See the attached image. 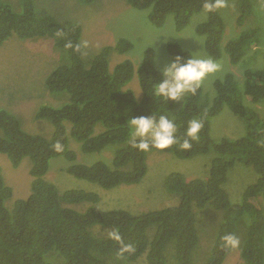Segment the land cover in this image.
<instances>
[{"label":"trees","instance_id":"1","mask_svg":"<svg viewBox=\"0 0 264 264\" xmlns=\"http://www.w3.org/2000/svg\"><path fill=\"white\" fill-rule=\"evenodd\" d=\"M125 1L136 9H148V19L156 27L172 14L177 31L189 23L194 13L203 11L205 2ZM237 5L236 23L241 26L252 12L253 3L237 0ZM219 9L206 12L195 31L203 36L211 59H219L224 50L232 64L244 67L243 84L240 86L232 73H226L213 81L212 96L204 94L200 86L195 94H186L172 114L176 101L156 98L152 92L161 72L155 65L153 48L144 49L136 67L126 58L110 68L111 52L125 53L134 46L129 39L120 38L102 47L86 66L81 59L78 23L63 24L54 15L37 13L33 0H18L17 6L0 0V44L11 36L51 39L60 61L46 75L45 88L54 97L68 95L62 105L43 104L34 113L35 119L52 125L49 137L26 131L14 114L0 109V152L9 157L14 167L24 157L31 161V193L16 199L12 210L5 205L12 197V188L5 184L0 168V264H129L143 256L146 264H193L200 234L199 212L195 209L206 205L221 211V219L204 264H222L230 251L222 237L238 234L241 228L244 234L240 255L244 263L264 264V211L257 200L259 195L264 196V121L242 101L245 96L252 103L264 102V69L246 67L258 54L256 47L264 41V28H244L222 44L225 23ZM167 52L170 59L177 54L192 55L176 42L167 44ZM134 75L139 96L127 86ZM224 106L244 119V135L217 139L210 136V119ZM160 114L174 115L181 143L188 122L202 121L198 138L190 141V148L174 144L144 151L132 146L128 119L141 115L158 118ZM97 124L101 126L99 131L95 129ZM68 135L83 152H100L108 145L116 147L107 162L79 163L75 151L69 148ZM57 143L60 151L54 147ZM149 151L170 153L180 159L211 154L208 174L203 178L186 177L173 170L166 173L163 186L177 196V203L137 213L124 208L103 209L97 205L98 193L83 189L60 192L45 178L49 161L64 156L69 161L67 173L103 189L136 184L147 172ZM235 162L251 166L257 177L244 188L238 202H231L224 184ZM81 203L89 205L84 210L71 207ZM96 228L107 229V233L98 234ZM113 229L119 230L124 243L131 244L134 251L118 255L121 244L108 237Z\"/></svg>","mask_w":264,"mask_h":264},{"label":"rangeland","instance_id":"2","mask_svg":"<svg viewBox=\"0 0 264 264\" xmlns=\"http://www.w3.org/2000/svg\"><path fill=\"white\" fill-rule=\"evenodd\" d=\"M17 6L18 0H8ZM252 12L245 18L243 24L236 23L238 14L237 0H227L220 14L225 23L222 44L235 37L244 28L255 26L264 28V0H251ZM35 10L39 14L54 15L63 24L78 23L81 27L80 41L82 43L81 59L88 66L102 47L113 45L120 38L133 42L134 46L125 53L111 52L108 60L109 67L124 59H130L135 67L141 62L144 49L154 50L155 65L162 69L164 63L170 60L167 44L176 42L192 55L210 58L204 48V38L196 33L195 27L206 17V12L194 13L189 23L180 31L175 29L173 15H167L161 27L152 25L148 19V9H136L125 0H33ZM257 55L252 64L246 67L264 69V41L256 47ZM252 52V51H249ZM213 60V59H212ZM60 61V55L55 52L49 38L20 39L11 36L0 44V109L14 114L21 126L28 132L39 133L49 137L52 125L44 119H35L34 113L43 104L60 106L68 99L66 93L53 96L45 88V77ZM217 71L205 76L201 82L204 94L212 96V83L215 79L232 73L240 86L243 84L244 67L232 64L228 54L223 50L222 56L213 60ZM243 61H241L242 63ZM134 93L139 96L140 87L136 75L130 83ZM66 99H64V95ZM183 100V99H182ZM245 106L254 109L258 117L264 121V102L252 103L248 97L242 99ZM182 101H176L171 110L174 114ZM69 125V124H67ZM97 131L101 130L97 124ZM246 132L245 121L235 115L228 106L210 119V136L237 138ZM69 148L76 153V162L91 164L97 160H104L112 155L115 145H108L100 152H83L80 144L68 135ZM211 154H198L187 159H180L170 153L149 151L147 154V172L139 183L119 185L112 189H103L95 183L79 179L66 172L69 161L64 156L52 158L45 178L56 185L61 192L65 189H83L99 194L103 209L124 208L133 213L156 209L177 203V196L169 193L163 186L164 175L170 171L182 172L186 177H203L208 174ZM107 162V161H106ZM110 163V161L108 162ZM31 161L24 157L17 166H12L9 157L0 152V168L6 185L12 188V197L6 201V207L12 210L16 199L26 198L31 193ZM257 174L251 166L235 162L227 173L224 184L231 202H238L244 188L256 180ZM259 206L264 211V196L257 197ZM88 203L72 205L75 209L84 210ZM199 212L200 234L199 245L193 252V264H204L208 251L214 239L217 223L221 219V211L210 205L195 209ZM98 234H106L107 229L96 228ZM244 228L238 234L239 246L230 248L222 264H245L240 255V246ZM129 264H146L145 257Z\"/></svg>","mask_w":264,"mask_h":264},{"label":"clouds","instance_id":"3","mask_svg":"<svg viewBox=\"0 0 264 264\" xmlns=\"http://www.w3.org/2000/svg\"><path fill=\"white\" fill-rule=\"evenodd\" d=\"M224 0H205L203 10L215 11L224 7ZM218 65L211 58H201L198 55H175L166 61L161 69L159 80L153 85L152 92L156 98L166 101H182L186 94H195L206 75L217 71ZM202 121L192 119L188 122L183 142L176 136L175 117L172 114L134 116L128 119V131L132 139V146L147 151L150 148L166 149L179 144L183 149L191 147L190 141L196 140L202 128ZM57 151L61 150L59 143L54 145ZM108 237L121 244L118 255L132 252L131 244L124 243L118 229L108 232ZM227 248H237L239 238L234 234L222 237Z\"/></svg>","mask_w":264,"mask_h":264}]
</instances>
